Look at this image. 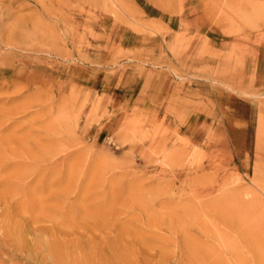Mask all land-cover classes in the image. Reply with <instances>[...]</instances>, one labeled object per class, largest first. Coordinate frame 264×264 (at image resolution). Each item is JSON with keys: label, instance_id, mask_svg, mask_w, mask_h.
Instances as JSON below:
<instances>
[{"label": "rangeland", "instance_id": "rangeland-1", "mask_svg": "<svg viewBox=\"0 0 264 264\" xmlns=\"http://www.w3.org/2000/svg\"><path fill=\"white\" fill-rule=\"evenodd\" d=\"M264 0H0V264H264Z\"/></svg>", "mask_w": 264, "mask_h": 264}, {"label": "crops", "instance_id": "crops-1", "mask_svg": "<svg viewBox=\"0 0 264 264\" xmlns=\"http://www.w3.org/2000/svg\"><path fill=\"white\" fill-rule=\"evenodd\" d=\"M264 65V64H263ZM264 68V67H263Z\"/></svg>", "mask_w": 264, "mask_h": 264}]
</instances>
